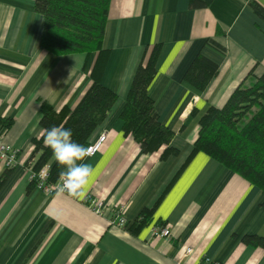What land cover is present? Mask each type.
<instances>
[{
    "label": "crops",
    "instance_id": "crops-1",
    "mask_svg": "<svg viewBox=\"0 0 264 264\" xmlns=\"http://www.w3.org/2000/svg\"><path fill=\"white\" fill-rule=\"evenodd\" d=\"M251 1L264 7V0H110L100 80L117 100L88 140L104 133L105 141L85 160L95 169L86 196L105 208L98 213L86 196L26 192L41 102L73 108L98 54H52L40 45L34 0H0V120L12 119L0 126L1 142L18 151L4 178L0 163V264H264V248L242 241L264 235L259 188L205 153L190 156L205 110L223 106L249 71L264 73V21ZM155 43L150 94L177 150L165 158L163 148L143 152L120 119L134 70ZM198 53L217 65L204 90L183 79ZM144 209L150 220L129 230ZM117 211L127 228L111 222ZM161 224L169 237L153 235Z\"/></svg>",
    "mask_w": 264,
    "mask_h": 264
},
{
    "label": "trees",
    "instance_id": "trees-1",
    "mask_svg": "<svg viewBox=\"0 0 264 264\" xmlns=\"http://www.w3.org/2000/svg\"><path fill=\"white\" fill-rule=\"evenodd\" d=\"M197 1L191 0L195 5ZM110 0H34V10L43 17L40 45L54 55L97 52L91 71V83L77 104L59 110L46 102L40 104L39 125L69 128L73 140L89 144L94 129L105 119L117 100V94L103 85L100 75L108 50L103 46ZM202 5L204 2L201 3ZM251 8L264 21V7L255 1ZM161 44L144 50L131 79L124 106L120 113L125 134L131 135L145 153L163 148L161 158L177 152L170 143L174 131L160 122L150 94L157 76V59ZM217 65L198 53L188 66L183 79L198 90H204L216 74ZM12 119H1L0 126L8 127ZM33 151L26 161L34 174L26 192L35 188L38 172L48 166L46 184L59 181L64 169L53 159L52 151L43 143V137L32 138ZM202 152L239 174L263 194L264 205V73L249 71L245 79L231 92L221 107L209 106L199 118V130L190 156ZM18 156V152H17ZM6 167L2 178L11 170ZM151 210L144 209L129 227L134 231L150 220ZM164 226V225H159ZM242 241L264 248V235H244Z\"/></svg>",
    "mask_w": 264,
    "mask_h": 264
},
{
    "label": "clouds",
    "instance_id": "clouds-1",
    "mask_svg": "<svg viewBox=\"0 0 264 264\" xmlns=\"http://www.w3.org/2000/svg\"><path fill=\"white\" fill-rule=\"evenodd\" d=\"M41 136L43 143L51 149L53 159L64 169L59 173L58 194L66 192L73 198L85 197L95 172L94 167L85 162L92 155L91 147L75 142L72 130L63 124L43 129Z\"/></svg>",
    "mask_w": 264,
    "mask_h": 264
},
{
    "label": "built area",
    "instance_id": "built-area-1",
    "mask_svg": "<svg viewBox=\"0 0 264 264\" xmlns=\"http://www.w3.org/2000/svg\"><path fill=\"white\" fill-rule=\"evenodd\" d=\"M1 136L2 133L0 132V163H3V165L6 167H10L14 165L17 162V150L11 149L9 147L3 146L1 142ZM106 139V135L104 133H101L96 140L90 142L86 147H91L92 149V155L100 150L103 142ZM48 172V166L43 167L37 174V178H39V181L36 185V188L41 189L45 193H53L57 191L58 185L61 183L60 179L55 184H46L44 182L45 177L47 176ZM34 177V174L31 172L30 179ZM85 202L89 204L96 212L103 213L105 210L104 204L101 200H97L94 198H91L90 196H86L84 198ZM111 222L117 226H120L122 228H127L129 226V223L127 219L124 217V215L121 213V211H117L112 218ZM153 235L155 236H161V237H169L170 231L169 227L167 225L164 226H155L153 227Z\"/></svg>",
    "mask_w": 264,
    "mask_h": 264
}]
</instances>
